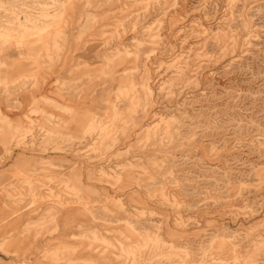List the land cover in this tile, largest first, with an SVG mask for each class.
Returning a JSON list of instances; mask_svg holds the SVG:
<instances>
[{
	"label": "rangeland",
	"instance_id": "obj_1",
	"mask_svg": "<svg viewBox=\"0 0 264 264\" xmlns=\"http://www.w3.org/2000/svg\"><path fill=\"white\" fill-rule=\"evenodd\" d=\"M0 264H264V0H0Z\"/></svg>",
	"mask_w": 264,
	"mask_h": 264
}]
</instances>
